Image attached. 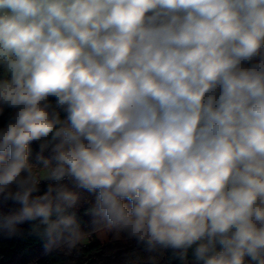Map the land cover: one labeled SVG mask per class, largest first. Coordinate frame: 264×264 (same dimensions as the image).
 <instances>
[{"label": "clouds", "instance_id": "1", "mask_svg": "<svg viewBox=\"0 0 264 264\" xmlns=\"http://www.w3.org/2000/svg\"><path fill=\"white\" fill-rule=\"evenodd\" d=\"M6 109L0 229L74 247L79 189L148 252L264 264V0H0Z\"/></svg>", "mask_w": 264, "mask_h": 264}, {"label": "trees", "instance_id": "2", "mask_svg": "<svg viewBox=\"0 0 264 264\" xmlns=\"http://www.w3.org/2000/svg\"><path fill=\"white\" fill-rule=\"evenodd\" d=\"M11 111L6 109L0 116V127L7 122ZM31 147L30 160L39 165V145L33 143ZM48 155L44 153L45 157ZM40 189L42 194L47 185ZM73 190L79 193L78 206L72 209L79 224L80 240L76 245L70 248L63 238L48 243L43 225L38 221L24 223L11 234L0 229V264H180L170 251L148 252L135 239L110 228L103 219L93 217L94 197L86 191ZM12 207L9 203L0 211L7 213Z\"/></svg>", "mask_w": 264, "mask_h": 264}, {"label": "built area", "instance_id": "3", "mask_svg": "<svg viewBox=\"0 0 264 264\" xmlns=\"http://www.w3.org/2000/svg\"><path fill=\"white\" fill-rule=\"evenodd\" d=\"M42 185H47V181H43V180H41V182H40V186H42Z\"/></svg>", "mask_w": 264, "mask_h": 264}, {"label": "rangeland", "instance_id": "4", "mask_svg": "<svg viewBox=\"0 0 264 264\" xmlns=\"http://www.w3.org/2000/svg\"><path fill=\"white\" fill-rule=\"evenodd\" d=\"M94 217V216H93Z\"/></svg>", "mask_w": 264, "mask_h": 264}]
</instances>
